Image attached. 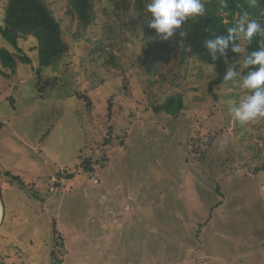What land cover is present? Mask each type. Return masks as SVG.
Returning a JSON list of instances; mask_svg holds the SVG:
<instances>
[{
    "label": "rangeland",
    "instance_id": "374dc122",
    "mask_svg": "<svg viewBox=\"0 0 264 264\" xmlns=\"http://www.w3.org/2000/svg\"><path fill=\"white\" fill-rule=\"evenodd\" d=\"M120 1L106 0L105 13L103 0L79 34L68 0H48L70 46L43 74L59 77V89L41 94L34 37L19 42L32 63L20 62L11 79L0 74V172L18 176L30 161L26 179L47 200L0 182V264H51L55 229L60 264H112L116 256L138 264H264V120L241 123L230 111L246 94L242 59L216 98L209 91L215 67L196 60H173L152 75L140 17L124 16ZM0 47L19 52L1 34ZM0 69L7 72L1 60ZM176 91L185 110L155 113ZM46 133L45 147L34 148L32 138ZM83 155L96 168L92 176L80 166ZM64 171L75 177L60 196L49 188Z\"/></svg>",
    "mask_w": 264,
    "mask_h": 264
},
{
    "label": "trees",
    "instance_id": "16d2710c",
    "mask_svg": "<svg viewBox=\"0 0 264 264\" xmlns=\"http://www.w3.org/2000/svg\"><path fill=\"white\" fill-rule=\"evenodd\" d=\"M102 2L103 0H68L69 13L78 21L79 34L87 32L94 24L97 19L96 8ZM149 2L150 0H121L116 7L118 10L123 11L124 16L134 11L140 17L139 23H141V26L139 31L143 35L142 41L152 57V67L149 68L152 75L164 70L167 64L173 60L179 59L182 64L196 60L206 66L215 67L216 76L209 82V91L216 98L215 91L224 83L223 77L227 70L232 68L234 62L242 59L243 63L248 53L264 47V33L255 36L250 43L237 35L234 42L229 44L226 55L221 56L217 52V59L213 60L204 43L206 40H214L218 36L227 35V28L235 26L245 13H247L249 19L259 21L264 27V0H256L255 4L251 0H226V6L222 5L221 0H202L205 8L204 15L186 20L181 28L174 30L173 35L168 39L157 36L156 30L148 27V23L153 19L147 11ZM106 5L105 0L104 6ZM105 8V13H109L107 6ZM2 9L3 18L0 21V34L19 52L14 53L0 47L1 65L7 71L4 72L0 69V74L7 79H11L16 73L20 62L28 65L32 63V59L21 51L19 42L34 37L38 43L34 48L38 52L39 65L35 75L41 94L44 93L45 89H59L61 82L59 77L44 80L43 74L45 69L56 66L69 54L70 46L64 38L61 22L56 18L48 0H5ZM233 43L241 48L240 52L231 51ZM115 59L113 57L110 63L116 65L113 62ZM247 71L244 68L240 74L241 82L242 77L247 75ZM161 76L165 78L162 73ZM77 98L86 99L88 105L91 106L92 102L86 94H78ZM8 100L12 101V106L15 109V97L11 95ZM185 108V95L176 91L170 94L163 103L154 105L152 109L157 114L164 113L168 116L177 117ZM262 119L264 120V118ZM81 162L80 166L84 169V172L92 176L91 174L96 171L92 161L90 159L84 160L83 155ZM262 169L264 170V166ZM74 177V173H69L65 178L70 180ZM0 178L25 191L30 197L43 200L35 187L28 185L20 176L4 171L0 172ZM197 234L196 236L199 237V234ZM58 235V231L55 229L51 264H60L57 261V256L64 255V246Z\"/></svg>",
    "mask_w": 264,
    "mask_h": 264
},
{
    "label": "clouds",
    "instance_id": "9594fccd",
    "mask_svg": "<svg viewBox=\"0 0 264 264\" xmlns=\"http://www.w3.org/2000/svg\"><path fill=\"white\" fill-rule=\"evenodd\" d=\"M251 2L255 4L256 0ZM221 3L226 6V0H221ZM147 11L153 18L148 27L155 29L157 36L168 39L186 20L203 16L205 8L202 0H150ZM226 31L227 35L204 42L213 60L217 59V52L221 56L226 55L229 44L234 42L237 35L250 43L255 36L264 33V27L259 21L249 19L245 13L235 26L228 27ZM231 51L240 52L241 48L233 43ZM243 63L248 71L242 77L240 87L246 94L240 99L239 106L230 108V111L237 121L247 123L264 118V47L248 53ZM235 75L231 69L227 70L224 82L232 80Z\"/></svg>",
    "mask_w": 264,
    "mask_h": 264
},
{
    "label": "crops",
    "instance_id": "0c3cea01",
    "mask_svg": "<svg viewBox=\"0 0 264 264\" xmlns=\"http://www.w3.org/2000/svg\"><path fill=\"white\" fill-rule=\"evenodd\" d=\"M1 125H3V124H1ZM49 134L48 133H46V135H42V136H44V137H41V138H39L38 140H37V138H32V142H33V144L35 145V147L34 148H44L45 147V137L46 136H48ZM25 142V141H24ZM22 143V145H24V143L23 142H21ZM25 143H27V142H25ZM28 145L29 144H31V143H27ZM42 146V147H41ZM45 150V149H44ZM42 151H43V149H42ZM41 151H39L38 153H40ZM39 155H41V154H39ZM45 155H46V153H45ZM26 165H27V168H32V164H31V162L30 161H27V162H24ZM26 168V169H27ZM26 169H23V170H21V169H19V175L18 176H22L21 178L28 184V185H33L34 187H36V184H37V182L35 181V179H26ZM66 171H64V172H60V173H57L56 175H57V177H51V182H53L54 183V186H50V188H49V190L50 191H55V192H58L59 193V191L58 190H61L62 191V193H61V195L60 196H64V194H66L65 193V189L63 188L64 187V183L65 182H67L68 180L65 178L66 176L65 175H63L64 173H65ZM0 182H1V185H4V187L6 186L7 188H9V186H11V187H13L12 185H10L6 180H3L2 178H0ZM29 182V183H28ZM100 184V182L98 183V184H96V185H99ZM50 185V184H49ZM54 192V193H55ZM61 198H63V197H61ZM44 202H47V200H43ZM49 201V200H48ZM122 205H123V203H121ZM120 204V205H121ZM127 206L128 205H126V209H127ZM0 209H2V208H0ZM128 216V215H127ZM129 217V216H128ZM135 217V216H134ZM117 218H119V215L118 216H116V217H114L113 218V222L115 223V225H119V224H117L116 222H117ZM2 220V219H1ZM101 221V226H102V229H105L106 228V225H105V222H103V221H105L104 219H102V220H100ZM1 223V222H0ZM107 231V230H106ZM70 236H72V234H70ZM76 237H78V234L77 233H74V236H73V238H76ZM106 237H108L109 238V236L108 235H106ZM104 239H106L105 237H104ZM66 247H67V245H66ZM68 250V249H67ZM68 252H69V250H68ZM66 255H68V254H66ZM116 261V262H115ZM138 262L140 263V260L139 261H137V259L136 260H131V259H128L127 261H121L117 256H116V258L115 257H112V264H138Z\"/></svg>",
    "mask_w": 264,
    "mask_h": 264
},
{
    "label": "water",
    "instance_id": "95a60500",
    "mask_svg": "<svg viewBox=\"0 0 264 264\" xmlns=\"http://www.w3.org/2000/svg\"><path fill=\"white\" fill-rule=\"evenodd\" d=\"M0 203H1V207L2 208V220H1V223L3 222V219H4V204H3V200L1 198V194H0ZM0 223V225H1Z\"/></svg>",
    "mask_w": 264,
    "mask_h": 264
},
{
    "label": "built area",
    "instance_id": "2783aa9c",
    "mask_svg": "<svg viewBox=\"0 0 264 264\" xmlns=\"http://www.w3.org/2000/svg\"><path fill=\"white\" fill-rule=\"evenodd\" d=\"M92 179H93V183H95V184L99 183V181H98V179L96 177H93Z\"/></svg>",
    "mask_w": 264,
    "mask_h": 264
},
{
    "label": "bare ground",
    "instance_id": "6f19581e",
    "mask_svg": "<svg viewBox=\"0 0 264 264\" xmlns=\"http://www.w3.org/2000/svg\"><path fill=\"white\" fill-rule=\"evenodd\" d=\"M1 219H2V209H0V222H1Z\"/></svg>",
    "mask_w": 264,
    "mask_h": 264
}]
</instances>
